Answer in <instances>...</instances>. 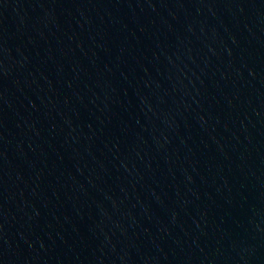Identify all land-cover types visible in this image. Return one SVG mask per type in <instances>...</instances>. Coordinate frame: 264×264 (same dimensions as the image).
I'll use <instances>...</instances> for the list:
<instances>
[{
  "label": "water",
  "instance_id": "95a60500",
  "mask_svg": "<svg viewBox=\"0 0 264 264\" xmlns=\"http://www.w3.org/2000/svg\"><path fill=\"white\" fill-rule=\"evenodd\" d=\"M0 264H264V0H0Z\"/></svg>",
  "mask_w": 264,
  "mask_h": 264
}]
</instances>
